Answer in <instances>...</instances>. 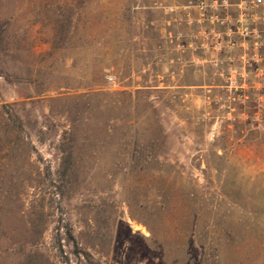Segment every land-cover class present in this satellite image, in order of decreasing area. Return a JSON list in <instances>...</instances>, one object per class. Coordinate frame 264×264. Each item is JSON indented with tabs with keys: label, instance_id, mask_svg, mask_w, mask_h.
<instances>
[{
	"label": "rangeland",
	"instance_id": "obj_1",
	"mask_svg": "<svg viewBox=\"0 0 264 264\" xmlns=\"http://www.w3.org/2000/svg\"><path fill=\"white\" fill-rule=\"evenodd\" d=\"M165 4L0 0V264H264V89Z\"/></svg>",
	"mask_w": 264,
	"mask_h": 264
},
{
	"label": "built area",
	"instance_id": "obj_2",
	"mask_svg": "<svg viewBox=\"0 0 264 264\" xmlns=\"http://www.w3.org/2000/svg\"><path fill=\"white\" fill-rule=\"evenodd\" d=\"M163 9L164 40L173 50L209 57L230 91L264 89V0H166ZM250 119L264 120L263 111Z\"/></svg>",
	"mask_w": 264,
	"mask_h": 264
}]
</instances>
